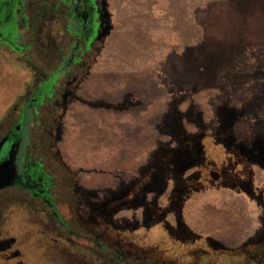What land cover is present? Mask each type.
Wrapping results in <instances>:
<instances>
[{
	"label": "flooded vegetation",
	"instance_id": "flooded-vegetation-1",
	"mask_svg": "<svg viewBox=\"0 0 264 264\" xmlns=\"http://www.w3.org/2000/svg\"><path fill=\"white\" fill-rule=\"evenodd\" d=\"M113 18L109 0H0V61L3 62L0 73L4 71L3 64L11 72L7 84L0 85V103L10 102L12 110H6L0 118V164L8 161L11 154L16 156L15 181L0 190V264H125L132 258L117 244L104 242L105 235L80 228L72 216L78 212L79 186L73 180L75 174L71 177L70 169L61 163L54 145L60 116L65 115L73 102L82 99V87L91 80V71L113 32ZM107 23L112 30L103 37ZM251 52L240 57L239 67L234 70L237 75L251 77L250 95L239 94L247 88L236 85L228 88L224 99L218 90L220 84L197 86V92L191 91L187 112L180 119L189 118L187 126L192 124L195 128L188 127L192 133L182 143L176 142L182 147L183 159L175 157L177 150H170L168 158L159 164L170 168L166 179H176V183H172L171 191L159 203L156 198L152 200L156 203L149 209L156 214L146 227L162 222L173 244L191 246V251L181 255L185 260L193 258L192 263L186 264H202L204 260L199 258L209 254L219 256L215 259L224 262L237 259V262L233 260L234 264H264V170L257 165L249 140L251 130H256L253 126L256 119H264V103H258L263 91L260 88L264 87V48ZM221 56L206 57L216 59H208L205 66L216 63ZM198 66L195 79L205 72L203 66ZM226 71L223 68L220 77ZM255 73L260 81L255 80ZM173 92L176 89L167 94ZM230 98H234L231 103ZM240 100L253 101L258 109L251 116H238L235 105L240 106ZM221 111L227 115L224 123L220 121ZM244 118L251 119V125L241 120ZM236 123L243 124L247 138L236 135L233 130ZM179 126L184 130L185 125ZM220 129L226 131L225 137L218 133ZM50 160L62 170L61 179ZM153 169L157 171V167ZM158 174L160 178L163 176L162 172ZM60 180L71 188L69 201L57 194ZM206 192L230 193L246 200L249 224L239 238L223 240L199 233L190 226L186 214ZM9 198L10 206H7ZM157 203L164 211L157 210ZM9 211L11 215H19L17 218L23 220V226L11 224ZM75 226L80 233H75ZM202 245L209 254L201 249ZM107 247L115 248L118 257L110 260L107 253L100 258L99 252L106 253ZM69 252H78L85 261L74 262ZM149 256H137V260L148 261L152 259ZM159 259H155V264L163 263Z\"/></svg>",
	"mask_w": 264,
	"mask_h": 264
},
{
	"label": "rangeland",
	"instance_id": "rangeland-1",
	"mask_svg": "<svg viewBox=\"0 0 264 264\" xmlns=\"http://www.w3.org/2000/svg\"><path fill=\"white\" fill-rule=\"evenodd\" d=\"M209 12L210 18L203 16L198 21L201 24L195 23L191 28L196 37L200 35L202 38H195L193 46L177 49V52L152 53L143 32L139 39L132 36L134 31H123L117 35L111 45L115 55L113 67L102 70V77L96 80L93 71L99 66L101 57L97 59L90 74L91 80L85 81L87 84L82 87V99L73 102L65 115L60 116L62 120L56 128L54 145L61 163L70 169L71 177L75 174L73 180L79 186L78 212L72 216L82 230L92 231L98 236L105 235L104 242L115 243L127 256L132 255L125 264H155L158 257L162 260L159 259L160 263L164 264L193 262L192 257L187 260L181 258L192 247L186 248L181 243L173 244L167 237L165 224L158 222L146 227L147 222L156 214L149 209L152 208L149 206H155L156 202L152 200L156 198L159 203L161 197L171 191L176 183V179H166L170 168L159 167V164L162 159L168 158L167 151L170 150H177L175 157L183 159L180 155L182 147L176 142L182 143L188 136L191 132L188 127L195 128L192 124L187 126L189 118L180 119L187 112L186 104L191 101V91L197 92V86L220 84L218 90L221 97L224 95V99L227 98L228 88L236 85L247 88L240 90L239 94L251 93L248 89L251 77L242 73L237 75L234 70L239 67L242 55L246 57L250 50L257 53L264 48V0H210ZM113 27L115 31L114 23ZM220 54L222 56L216 63L205 66L208 59H216L206 57ZM197 66H203L205 72L195 79L194 71ZM229 66L232 68L229 69ZM223 68L227 71L220 77ZM2 69L4 71L0 73V85L5 86L11 72L4 64ZM255 75V80L258 81L257 73ZM105 78L108 80L105 93L99 97L92 95L88 86L95 80L99 85ZM175 89L176 92L167 94ZM260 90L264 91V87ZM234 98H230L229 103ZM252 102L240 100L241 105H235L236 114H242V117L253 115V111L258 108ZM10 106V102L0 103V118ZM77 107L96 115L91 128L75 126V123L73 127L69 126L68 116ZM221 113L220 121L224 123L227 115L224 111ZM241 120L251 125V119ZM237 123L233 129L236 135L247 138L243 124L237 126ZM179 124L185 125L184 130H180ZM103 130L109 132L106 137L107 146ZM220 130L218 133L225 137L226 131ZM49 163L55 166V174L61 179L62 170L54 164V160ZM155 167L157 171H154ZM159 172L163 173L161 178ZM57 184V194L64 201H69L71 188H67L61 180ZM10 200L6 201L7 206H10ZM158 203L157 210L161 208L164 211ZM248 208L246 200L235 198L230 193L206 192L190 206L186 218L190 226L199 233L234 240L248 227ZM10 212L8 216L11 224L14 227L20 224L23 226V220L17 218L19 215H11ZM75 231L80 233L76 226ZM201 249L209 254L206 246L202 245ZM105 251L107 252H99V257L106 256L107 253L110 260L118 257L115 248L107 247ZM69 254L74 262L85 261L78 252ZM148 254L152 259L143 262L137 260V256L145 258ZM81 255L89 258L87 254ZM209 255L211 256L208 257ZM209 255L199 258L204 260L202 264L237 262L234 258L224 262L223 259H215L219 257L215 254Z\"/></svg>",
	"mask_w": 264,
	"mask_h": 264
},
{
	"label": "crops",
	"instance_id": "crops-1",
	"mask_svg": "<svg viewBox=\"0 0 264 264\" xmlns=\"http://www.w3.org/2000/svg\"><path fill=\"white\" fill-rule=\"evenodd\" d=\"M110 11L113 15L115 31L108 39L105 51L100 59L99 66L93 71L96 80L102 77L101 71L113 67L112 60L115 58L111 48L113 39L123 31H134L132 36L144 38L152 53L162 54L165 52H177V49H186L193 46L196 37L191 28L193 24L201 22V18H210V0H109ZM220 14V13H219ZM197 16L199 18L197 19ZM121 54H118V60ZM154 65V64H153ZM96 80L88 86L89 92L99 97L105 93L108 80L105 78L97 85ZM106 84V85H105ZM101 88H103L101 90ZM96 115L89 113L84 108H76L68 116L69 126H85L91 128L95 122ZM87 126V127H86ZM106 137L107 130H103ZM107 146V142L105 143ZM138 147V146H137Z\"/></svg>",
	"mask_w": 264,
	"mask_h": 264
},
{
	"label": "water",
	"instance_id": "water-1",
	"mask_svg": "<svg viewBox=\"0 0 264 264\" xmlns=\"http://www.w3.org/2000/svg\"><path fill=\"white\" fill-rule=\"evenodd\" d=\"M112 28L108 25L104 29V33L102 34L103 37H106L110 34ZM258 103H264V91L258 97ZM251 111V110H249ZM260 119H256L255 124L253 125L256 130H251V136L249 137L251 141V147L254 149L256 156L254 157L257 165L264 170V130H257V129H264V122H259ZM261 123L260 125L258 124ZM1 149V146H0ZM250 154V150H248ZM16 156L12 155L9 157L8 161L5 163L0 164V190L10 187L16 178Z\"/></svg>",
	"mask_w": 264,
	"mask_h": 264
}]
</instances>
